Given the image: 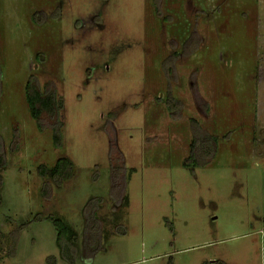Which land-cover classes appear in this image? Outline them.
<instances>
[{
  "label": "rangeland",
  "instance_id": "1",
  "mask_svg": "<svg viewBox=\"0 0 264 264\" xmlns=\"http://www.w3.org/2000/svg\"><path fill=\"white\" fill-rule=\"evenodd\" d=\"M0 177V264H264V0H0Z\"/></svg>",
  "mask_w": 264,
  "mask_h": 264
},
{
  "label": "trees",
  "instance_id": "2",
  "mask_svg": "<svg viewBox=\"0 0 264 264\" xmlns=\"http://www.w3.org/2000/svg\"><path fill=\"white\" fill-rule=\"evenodd\" d=\"M190 39H188L189 41ZM186 41V45L188 43ZM173 56H170L166 60V63L169 64L168 60H171ZM175 61V58L172 60ZM26 99L29 103L30 112L32 117L37 121L38 127L43 130L44 125L42 123V113L45 111L47 114L51 116H57L60 114V110L64 108V100L57 99L55 94L48 93L45 94L41 92L39 89L38 84L34 78H30L26 85ZM166 104L168 105V109L171 111L175 104H178L180 108H182V104L179 100L175 99L171 92H168ZM196 123V122H195ZM194 123V125H195ZM63 123L60 122L58 125L53 126V139L56 146L62 145V136H61V128ZM196 132L194 133V138L190 144V159H195L198 163H206L209 161L213 155L214 151V142L215 136L209 135L207 132L201 130L200 128L195 129ZM204 133V134H202ZM192 159V161H193ZM188 160L185 162V165H190ZM194 160V161H195ZM123 165L120 164H113L112 169L114 170L115 177L120 175L123 170ZM73 163L67 157H62L58 159L55 166L49 168L45 165H41L38 168V174L46 178V182L43 186V193L46 195L49 193L50 184L52 182L61 183L64 179H68L72 175ZM119 177V176H118ZM0 184H1V177H0ZM0 204H1V195H0ZM57 227L59 228V243H62L63 235L71 232V229L66 226L61 220H55ZM91 225V224H90ZM93 228L90 226V229Z\"/></svg>",
  "mask_w": 264,
  "mask_h": 264
}]
</instances>
